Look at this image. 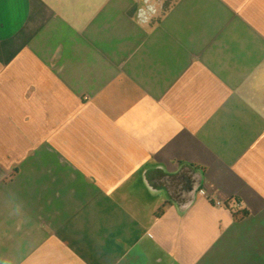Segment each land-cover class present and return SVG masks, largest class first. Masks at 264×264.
Segmentation results:
<instances>
[{
	"label": "crops",
	"instance_id": "0c3cea01",
	"mask_svg": "<svg viewBox=\"0 0 264 264\" xmlns=\"http://www.w3.org/2000/svg\"><path fill=\"white\" fill-rule=\"evenodd\" d=\"M160 1L0 0V264H264V0Z\"/></svg>",
	"mask_w": 264,
	"mask_h": 264
},
{
	"label": "built area",
	"instance_id": "2783aa9c",
	"mask_svg": "<svg viewBox=\"0 0 264 264\" xmlns=\"http://www.w3.org/2000/svg\"><path fill=\"white\" fill-rule=\"evenodd\" d=\"M162 9L160 0H143L142 5L136 9V20L146 24Z\"/></svg>",
	"mask_w": 264,
	"mask_h": 264
},
{
	"label": "trees",
	"instance_id": "16d2710c",
	"mask_svg": "<svg viewBox=\"0 0 264 264\" xmlns=\"http://www.w3.org/2000/svg\"><path fill=\"white\" fill-rule=\"evenodd\" d=\"M169 4V1L168 0H165V2H164V5L165 6H167ZM228 204H226V206H227ZM162 213V208H160V209H158L157 211H156V213H155V215L154 216H159L160 214ZM246 215V212L245 211H239V212H234L233 213V216L234 217H237V216H241V217H244Z\"/></svg>",
	"mask_w": 264,
	"mask_h": 264
}]
</instances>
